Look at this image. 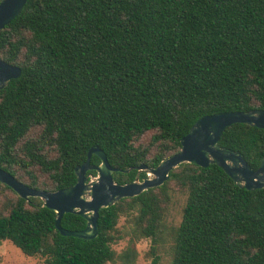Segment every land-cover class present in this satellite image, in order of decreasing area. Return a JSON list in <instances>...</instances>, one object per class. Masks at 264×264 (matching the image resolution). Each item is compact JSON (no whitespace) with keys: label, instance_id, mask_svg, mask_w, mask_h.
<instances>
[{"label":"trees","instance_id":"trees-1","mask_svg":"<svg viewBox=\"0 0 264 264\" xmlns=\"http://www.w3.org/2000/svg\"><path fill=\"white\" fill-rule=\"evenodd\" d=\"M0 57L21 69L0 90V167L56 190L75 182L96 144L125 183L147 176L136 166L178 151L199 117L264 109V0H26L0 29ZM219 143L255 169L264 129L234 123ZM172 191L186 198L171 264H264V187H239L213 163H181L162 185L100 209L93 239L61 235L40 198L0 183V242L50 257L44 264H136L135 243L149 238V264H158ZM121 216L131 228L118 252ZM85 224L61 218L66 229Z\"/></svg>","mask_w":264,"mask_h":264},{"label":"water","instance_id":"water-1","mask_svg":"<svg viewBox=\"0 0 264 264\" xmlns=\"http://www.w3.org/2000/svg\"><path fill=\"white\" fill-rule=\"evenodd\" d=\"M26 0H0V29L8 24L22 10ZM19 66L6 62L0 57V90L8 82L20 75ZM234 123H243L264 129V109L228 110L199 117L188 132L180 139V148L162 158L157 165L142 163L135 168L146 171L144 178L135 177L125 183L115 181L113 172L119 168L112 166L106 153L98 145H92L86 159L74 167L75 182L56 190L30 187L19 181L10 172L0 167V183L10 187L19 197H38L42 206L55 212V227L61 235L83 239H93L98 235L99 210L122 198L133 197L144 190L160 186L168 179L171 170L181 163H194L201 167L210 164L219 166L239 187L253 190L264 187V155L257 168H252L243 154L219 143L224 129ZM97 155L98 164H91L90 158ZM95 170L93 175L87 172ZM130 169H124L128 172ZM65 213H74L86 221L82 229H66L61 225Z\"/></svg>","mask_w":264,"mask_h":264},{"label":"rangeland","instance_id":"rangeland-1","mask_svg":"<svg viewBox=\"0 0 264 264\" xmlns=\"http://www.w3.org/2000/svg\"><path fill=\"white\" fill-rule=\"evenodd\" d=\"M151 133H146L139 140L142 143H147L148 138ZM20 175V174H19ZM22 178V176H20ZM24 178V177H23ZM2 195L0 194V198ZM186 195L180 191H172L171 199L168 206V210L165 216V228L162 233L159 235L157 241V255L159 257L158 264H171L172 261V232L173 228L178 225L181 216H182V207L185 202ZM125 219L123 222H120L119 219V232L123 235V237L119 241H124V246L118 251L120 252L124 249L129 241L130 235L128 234L131 223L128 222L126 216H123ZM141 240H147L148 244L145 248H138L137 244ZM137 249V257L136 264H149L151 260V256L149 253V249L151 246V240L149 238H140L135 243ZM36 257V256H35ZM34 256H26L21 252L19 248L13 245L8 240H4L0 242V264H33ZM106 264H119V262H108Z\"/></svg>","mask_w":264,"mask_h":264},{"label":"clouds","instance_id":"clouds-1","mask_svg":"<svg viewBox=\"0 0 264 264\" xmlns=\"http://www.w3.org/2000/svg\"><path fill=\"white\" fill-rule=\"evenodd\" d=\"M124 219L125 218L121 216L120 222L122 223ZM117 227H119V224L117 225ZM124 243H125L124 241H117V242H114L111 246L117 251H119L124 246ZM147 244H148L147 240H141L140 242H138L137 247L145 248L147 247ZM46 259H50V257H47V256L40 257L39 255H37L33 260V264H44V260Z\"/></svg>","mask_w":264,"mask_h":264}]
</instances>
